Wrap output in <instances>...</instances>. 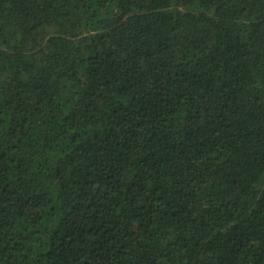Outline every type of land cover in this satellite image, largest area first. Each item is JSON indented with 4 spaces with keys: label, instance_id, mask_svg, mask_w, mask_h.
I'll use <instances>...</instances> for the list:
<instances>
[{
    "label": "trees",
    "instance_id": "1",
    "mask_svg": "<svg viewBox=\"0 0 264 264\" xmlns=\"http://www.w3.org/2000/svg\"><path fill=\"white\" fill-rule=\"evenodd\" d=\"M0 264H264V0H0Z\"/></svg>",
    "mask_w": 264,
    "mask_h": 264
}]
</instances>
